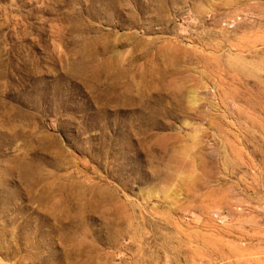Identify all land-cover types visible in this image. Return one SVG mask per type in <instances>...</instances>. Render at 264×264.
<instances>
[{
	"label": "rangeland",
	"instance_id": "obj_1",
	"mask_svg": "<svg viewBox=\"0 0 264 264\" xmlns=\"http://www.w3.org/2000/svg\"><path fill=\"white\" fill-rule=\"evenodd\" d=\"M0 264H264V0H0Z\"/></svg>",
	"mask_w": 264,
	"mask_h": 264
}]
</instances>
